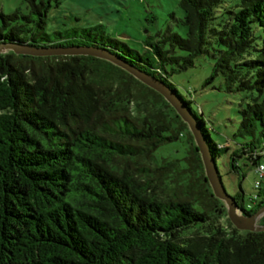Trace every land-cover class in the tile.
I'll list each match as a JSON object with an SVG mask.
<instances>
[{
  "label": "trees",
  "instance_id": "trees-1",
  "mask_svg": "<svg viewBox=\"0 0 264 264\" xmlns=\"http://www.w3.org/2000/svg\"><path fill=\"white\" fill-rule=\"evenodd\" d=\"M28 4L27 13L1 14L0 44L106 48L180 96L216 162L230 152L235 173L239 158L261 165L264 0H181L187 36L170 34L134 57L102 24L48 32L61 0ZM211 49L207 83L223 76L228 91L257 92L235 134L249 140L232 151L171 81ZM176 142L183 158L157 155ZM259 182L251 209L243 192L233 196L247 216L264 207ZM0 264H264V232L233 226L187 124L159 93L95 57L9 52L0 55Z\"/></svg>",
  "mask_w": 264,
  "mask_h": 264
},
{
  "label": "rangeland",
  "instance_id": "rangeland-1",
  "mask_svg": "<svg viewBox=\"0 0 264 264\" xmlns=\"http://www.w3.org/2000/svg\"><path fill=\"white\" fill-rule=\"evenodd\" d=\"M180 3L181 0H61V4L49 12L47 31L67 33L69 30L80 31L102 24L108 37L121 42L123 51L133 57L137 53L144 56L148 43H159L170 34L187 36L188 29L183 23L184 11ZM228 4L235 5L233 2ZM28 7V0H0V20L1 14L8 15L17 10L27 13ZM237 10L238 7L233 8V11ZM212 42L215 43L213 39ZM165 47L169 48V44ZM177 54L186 56L181 51ZM215 63L211 49L198 57L192 68L173 73L171 81L180 95L192 102L193 110L203 115L213 141L232 151L238 144L249 140L236 138L235 134L241 122V110L251 102L252 97L257 96V92L228 91L223 76L207 83ZM180 145V142L165 145L157 155L181 159L184 151ZM230 162V152H221L217 165L225 188L232 196L243 192L244 206L251 209L255 205L251 200L254 185L260 179L256 174L257 166L245 157L239 158L242 169L238 174L232 171ZM260 163L264 165V157Z\"/></svg>",
  "mask_w": 264,
  "mask_h": 264
},
{
  "label": "water",
  "instance_id": "water-1",
  "mask_svg": "<svg viewBox=\"0 0 264 264\" xmlns=\"http://www.w3.org/2000/svg\"><path fill=\"white\" fill-rule=\"evenodd\" d=\"M13 52L16 55L31 57H76L91 56L108 61L123 69L135 79L159 93L174 108L184 123L187 124L195 143L200 152L208 182L213 190L214 196L223 201L227 217L233 226L240 231L253 233L264 232V225L260 220L264 217V207L252 216L243 213L236 199L230 195L223 183L216 159L213 157L200 124L191 109L185 104L180 96L165 82L137 68L127 60L113 54L106 48L95 46H68V47H34L20 43L0 44V55Z\"/></svg>",
  "mask_w": 264,
  "mask_h": 264
},
{
  "label": "built area",
  "instance_id": "built-area-1",
  "mask_svg": "<svg viewBox=\"0 0 264 264\" xmlns=\"http://www.w3.org/2000/svg\"><path fill=\"white\" fill-rule=\"evenodd\" d=\"M256 173L260 176L261 179H264V165H259L256 168ZM261 183L259 181L255 182V189H258L260 187ZM252 201H256L257 200V195L254 194L252 196Z\"/></svg>",
  "mask_w": 264,
  "mask_h": 264
}]
</instances>
